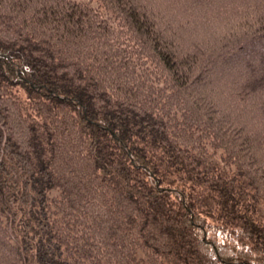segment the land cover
I'll use <instances>...</instances> for the list:
<instances>
[{"label":"trees","instance_id":"obj_1","mask_svg":"<svg viewBox=\"0 0 264 264\" xmlns=\"http://www.w3.org/2000/svg\"><path fill=\"white\" fill-rule=\"evenodd\" d=\"M10 84L0 264H264V0H0Z\"/></svg>","mask_w":264,"mask_h":264},{"label":"rangeland","instance_id":"obj_2","mask_svg":"<svg viewBox=\"0 0 264 264\" xmlns=\"http://www.w3.org/2000/svg\"><path fill=\"white\" fill-rule=\"evenodd\" d=\"M3 87L4 88H2L1 89V91L2 92H0V95H2V94H7L8 96H10L12 99H14L15 100V97H19L21 100L20 101H22V98L23 97H25V93H24V91H23V89L20 87V86H16V85H12V84H10V85H3ZM34 90L35 91H39L40 90V87H35L34 88ZM18 94V96H16ZM68 101H71V99L69 98L68 99ZM77 103V102H76ZM1 110H4V109H6L5 108V106H2L1 108H0ZM85 110L83 109V111H82V113H83V115H84V112ZM4 116H5V114H3L2 116L0 115V119L3 121V118H4ZM148 173V177H150V178H153V175H152V172L150 171V172H147ZM154 185H156L157 187H158V189H160V190H162L163 189V186L161 187L160 185H159V181H158V178H154ZM168 187V186H167ZM168 188H170V190H172V191H177V190H175L174 188H172V187H168ZM178 193H179V195H180V197L181 198H183V196H182V194L178 191ZM183 201H185V200H183ZM186 206V205H185ZM188 206V205H187ZM260 214L264 217V204L260 207ZM204 239H206L205 237H204ZM240 261H238V260H235V261H232V264H238ZM240 263H242V262H240Z\"/></svg>","mask_w":264,"mask_h":264},{"label":"bare ground","instance_id":"obj_3","mask_svg":"<svg viewBox=\"0 0 264 264\" xmlns=\"http://www.w3.org/2000/svg\"><path fill=\"white\" fill-rule=\"evenodd\" d=\"M234 9H235L234 6L229 5L227 8V11L230 12V11H233ZM212 19H216V16H213L212 18H210V20H212ZM155 187L158 189V187L156 185H155Z\"/></svg>","mask_w":264,"mask_h":264}]
</instances>
